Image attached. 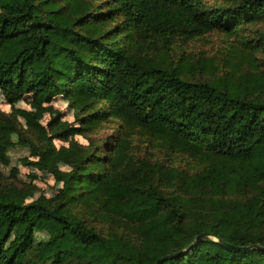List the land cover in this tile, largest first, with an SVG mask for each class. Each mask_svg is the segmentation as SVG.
Masks as SVG:
<instances>
[{"label":"trees","instance_id":"trees-1","mask_svg":"<svg viewBox=\"0 0 264 264\" xmlns=\"http://www.w3.org/2000/svg\"><path fill=\"white\" fill-rule=\"evenodd\" d=\"M252 24L219 59L172 55ZM0 96V165L20 146L60 182L0 172V264H264V0H0Z\"/></svg>","mask_w":264,"mask_h":264},{"label":"rangeland","instance_id":"rangeland-1","mask_svg":"<svg viewBox=\"0 0 264 264\" xmlns=\"http://www.w3.org/2000/svg\"><path fill=\"white\" fill-rule=\"evenodd\" d=\"M205 2L208 7L216 8L220 6H230L235 2V0H205ZM257 27V24H252L251 26H249V28L247 27L246 30L240 34V36L236 35L233 37H229L227 34L223 33L220 30H214L204 35L203 37L190 40L186 43L177 44L174 51L172 52V55L177 56L178 54H180L181 56L189 57L190 59L198 56L211 59H219L228 51L230 44L237 43V41H232L233 38L241 39V37L245 36V34L254 36V30ZM258 55H260V53ZM51 105V111L53 114H59L62 119L69 120L71 122L75 121L74 108L70 105L68 99L57 97L53 99ZM14 107L29 109L30 104L28 99H24L15 103ZM11 109L12 106L5 102L4 98L0 96V112H10ZM48 119L49 113H43L40 117V120L43 123H46ZM114 127L115 123L108 122L97 131L95 130L94 132H92L90 136L92 135L95 139L104 137L112 133ZM75 138L81 143L87 142V140H85L82 135H77L75 136ZM55 143L57 146L66 144L65 142L60 140H56ZM153 148L157 149L155 147ZM134 150L135 155L138 157L149 156L150 153H155L154 150L145 148L141 140L134 141ZM26 156H28V152L25 148H22L20 146L13 147L9 151L10 164L8 166L0 165V172L3 175V178L9 181L10 169L11 167H15L18 171V175L12 177L15 178L20 183V185L23 186L26 183H32L36 185L37 189L35 196H38L40 194L47 197L52 196L60 187V182L47 172L37 170L30 165L24 164L21 159ZM50 160L54 161V158L50 157ZM57 164L60 168H65L62 163L58 162ZM180 164L185 166V161L182 160ZM30 199L31 196H26V200Z\"/></svg>","mask_w":264,"mask_h":264},{"label":"water","instance_id":"water-1","mask_svg":"<svg viewBox=\"0 0 264 264\" xmlns=\"http://www.w3.org/2000/svg\"><path fill=\"white\" fill-rule=\"evenodd\" d=\"M208 234L207 233H201V234H199V235H197L196 237H195V239H194V241H193V243L192 244H194V243H196L197 242V240L201 237V236H207ZM221 245H223V246H225V247H227V248H232V247H234L233 245H231V244H229V243H227V242H224V241H218ZM245 248V247H244ZM176 254H169V255H165V256H162V257H159L156 261H155V263L154 264H160L162 261H164V260H167V259H170V258H172V257H174Z\"/></svg>","mask_w":264,"mask_h":264}]
</instances>
